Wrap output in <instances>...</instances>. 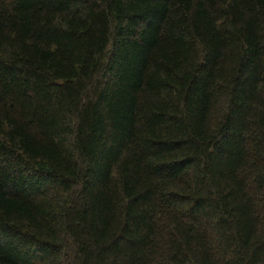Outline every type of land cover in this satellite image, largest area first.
Listing matches in <instances>:
<instances>
[{"label":"trees","instance_id":"trees-1","mask_svg":"<svg viewBox=\"0 0 264 264\" xmlns=\"http://www.w3.org/2000/svg\"><path fill=\"white\" fill-rule=\"evenodd\" d=\"M0 264H264V0H0Z\"/></svg>","mask_w":264,"mask_h":264}]
</instances>
